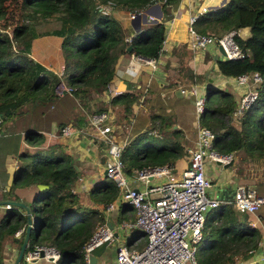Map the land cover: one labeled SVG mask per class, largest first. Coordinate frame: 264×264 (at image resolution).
<instances>
[{
    "label": "trees",
    "instance_id": "trees-1",
    "mask_svg": "<svg viewBox=\"0 0 264 264\" xmlns=\"http://www.w3.org/2000/svg\"><path fill=\"white\" fill-rule=\"evenodd\" d=\"M176 2L0 0V10L15 6L23 16L10 34L0 29V134L14 130L16 119L35 121L37 116L55 108L59 101H64L69 111L79 110L76 117L67 118L70 123L66 125L83 130L87 127V117L101 112L115 114L112 119L119 124L131 114L138 99L136 91L120 92L108 97L107 102H101L100 97L116 79L114 70L120 56L134 55L153 61L159 58L164 40L163 22L169 19V9ZM155 4L159 5L160 20L144 24L142 29L125 39L114 13L144 14ZM103 5L110 6L108 13L100 11L99 7ZM47 21L56 22L57 27L49 32L33 30L39 23ZM30 27L33 34L29 32ZM243 28L248 29L246 38L233 37L241 57L220 58L215 61V68L218 75L227 78L257 73L261 82L255 89L256 98L242 112L238 124L233 125L230 121L236 107L233 96L226 90L210 86L204 95L198 124L213 133L211 149L216 153L243 150L250 158L263 160L264 0H225L221 7L208 10L194 23L198 34L214 37ZM44 56H60L62 81L71 89L69 94L63 93L59 97L55 94L60 83L56 73L59 65L46 67ZM177 64L188 81H204V77L194 75L184 61ZM65 123L56 124L58 136ZM175 123V117L170 113L148 112L146 128L126 141L119 153L125 176H133L142 169L165 167L171 172L175 168L176 161L188 154L182 132L167 130ZM43 140V134L35 129L24 132L23 141L30 147L39 148ZM18 161L5 195L12 194L14 189L34 187L36 190L26 205L31 230L18 264H23L24 256L37 246L54 249L58 253L56 264H86L83 248L103 224L102 209L115 200L118 188L107 176H102L87 194L89 201L101 209L80 204L78 195L71 192L77 180L73 158L58 143L45 150L21 153ZM37 185L45 186V189L38 190ZM11 200L18 201L16 196ZM128 207L121 205L120 214ZM25 228L23 210L12 207L4 210L0 218V264L5 259V247L15 246L18 252ZM19 230V236L15 237L14 233ZM201 235L196 264H236L237 258H248L260 238L257 230L249 226L247 214L235 213L228 204H221L206 213Z\"/></svg>",
    "mask_w": 264,
    "mask_h": 264
},
{
    "label": "crops",
    "instance_id": "crops-1",
    "mask_svg": "<svg viewBox=\"0 0 264 264\" xmlns=\"http://www.w3.org/2000/svg\"><path fill=\"white\" fill-rule=\"evenodd\" d=\"M224 3L225 0H177L174 6L169 9V19L163 22L164 40L161 45L159 58L153 61L155 63L153 69L146 63L147 60L145 59L141 62L134 60L131 57L134 55H122L119 57L114 70L116 79L108 85L107 91L100 97V101L107 102L108 97L124 91H136L138 99L132 106L131 114L121 119L119 124L114 122L112 115L108 113L110 116L109 122L113 126L112 134L116 143L126 142L134 135L143 131L147 125L149 111L161 115L170 113L175 117L176 123L173 125L174 129H179L182 132L187 146L185 148L190 151L194 147L195 128L198 125L193 105L194 98L189 93L192 88L196 90V93L203 91L205 88L207 91L210 86L215 89L226 90L233 96L237 105L245 88L237 86L234 78H227L217 74L215 61L218 56L213 50L214 47L194 53L188 47L189 37L186 27L189 15L191 13H198L201 8H205L204 13L208 10H216ZM145 13L150 16L149 18L144 17L143 21L140 20L139 30L144 27V24H154L160 20L161 13L158 4L148 8ZM127 14L114 13V17L119 21L122 30L124 28L125 39H128L134 33L130 24L132 21L128 20ZM203 14L198 15V17ZM233 32L242 39L248 36V29L245 28ZM43 60L46 67H57L59 65L56 71L57 75L60 69H63V66L60 65V56H44ZM181 60L189 66L194 75L203 76L204 81L192 83L185 79L184 71L177 64ZM259 84L253 87L249 86V89L255 90ZM176 90H179L177 95H175ZM78 112V109L69 111L65 107L64 101H59L56 107L51 109L47 115H39L32 122L16 119L14 130H7V132L1 133L0 201H13L11 198L16 196L18 201L14 202H21L25 206L28 205L36 194L34 187L14 189L12 194L5 195L10 189L12 176L19 164L18 156L25 152L33 153L39 149L45 150V148L58 143L65 149L66 153L71 155L74 166L77 168L75 170L77 172V180L74 182L71 192L78 195L80 204L101 209V206L92 204L89 201L87 195L89 189L85 185L92 183V179H88L89 173L93 180L95 179V182H98L103 176L105 146L98 148L97 143L91 142L88 136L82 134H76L74 137L68 139L57 135L56 124L58 122H66L65 125L69 124L70 122H67V118L76 117ZM27 129H35L43 134V144L39 148L30 147L23 141V135ZM83 130L88 131V127ZM231 155L232 160L227 165L214 163L207 159L204 160L203 172L211 184L209 195L226 202L225 204L230 206L235 186L243 185L238 181V178L245 176L252 183V185H247L246 187L252 188L258 196L264 197V159H252L243 150L235 151ZM188 157L189 155L187 154L182 159L176 161L175 168L171 171V174L176 170H180L179 174H181L188 166ZM163 178L166 179L167 177ZM163 178L150 179L149 185L174 181L179 176L171 177V180L166 179L161 181ZM80 181L83 182L82 187L79 185ZM131 186L139 187V184L134 183ZM5 196L6 199L4 198ZM113 202L114 205L110 212L107 213L105 211L106 207L102 209L104 216L103 225L111 233L109 244L103 249L100 256L93 257L90 264H111L114 259V253L119 247H125L128 250H139V247L142 248L144 246V236L140 230L133 227H122V224L132 223L134 219V212L131 207L129 206L127 211H123L120 214L121 205L125 204L118 202L116 198ZM5 209L4 206H0V218ZM241 219L242 217H239V220ZM247 220L249 221V226L257 230L260 238L248 258L245 260L237 258L235 262L236 264H262L261 253L264 249V205H261L254 214H248ZM113 234H115L114 237ZM4 253L5 259L3 260V264H13L18 253L15 246L5 247ZM23 264L56 263L45 259H37L31 263Z\"/></svg>",
    "mask_w": 264,
    "mask_h": 264
},
{
    "label": "built area",
    "instance_id": "built-area-1",
    "mask_svg": "<svg viewBox=\"0 0 264 264\" xmlns=\"http://www.w3.org/2000/svg\"><path fill=\"white\" fill-rule=\"evenodd\" d=\"M99 9L102 13H108L111 8L109 5H103ZM204 12L205 8H201L198 13H191L188 17L186 30L189 50L194 53L214 47L217 49L219 59H239L241 55L233 39L235 32L214 37L201 35L195 31L193 25L198 15ZM127 17L129 21L135 20L132 14H127ZM218 48L222 54L218 52ZM131 57L139 62L144 60L136 56ZM146 63L154 68L153 60H147ZM61 74L62 68L57 75L59 79ZM234 81L237 86L245 88L235 109L231 112V117L237 118L255 100L256 91L249 89V86L253 87L260 83L261 77L257 73H251L237 76ZM56 89L57 96L71 92L61 80ZM189 93L194 98L193 105L198 117L202 111L204 96L197 95L194 88ZM109 120L110 116L105 112L89 115L88 131L65 125L60 130V136L68 139L76 134H82L88 136L91 142L105 146L103 170L118 188L116 200L130 206L134 212L132 223L122 224V227H133L143 233L144 246L140 250L119 247L114 253L111 264H196V246L201 241L205 215L210 209L226 203L209 195L211 184L204 175L203 163L207 159L227 165L232 160L231 153L218 154L212 150L213 133L197 123L194 147L188 151V166L180 177L174 181L149 185L150 179L168 177L171 172L165 167H160L138 170L133 176H125L119 161V153L125 142L119 144L115 142L112 134L113 126ZM134 183L139 184V187L131 186ZM113 205L114 202L108 204L105 211L110 212ZM261 205H264V197L258 196L252 188L235 186L230 206L237 214H254ZM19 234L20 230L16 231L14 236L17 237ZM110 238V231L105 225H100L83 248L85 263L88 252ZM40 251L42 257L39 256ZM261 258L264 264V249ZM37 259L56 263L58 253L52 248L37 246L24 256L23 261L31 263Z\"/></svg>",
    "mask_w": 264,
    "mask_h": 264
},
{
    "label": "rangeland",
    "instance_id": "rangeland-1",
    "mask_svg": "<svg viewBox=\"0 0 264 264\" xmlns=\"http://www.w3.org/2000/svg\"><path fill=\"white\" fill-rule=\"evenodd\" d=\"M153 12V11H152ZM0 13H1V18H0V29H3V30H5L8 34H10V32H11V29L17 24V23H19L20 21H21V19H22V17L23 16H21V14H20V12H19V9L18 8H16L15 6H11V5H9V6H5L3 9H1L0 10ZM157 15V14H156ZM135 16V15H134ZM149 16L150 15H148L147 13H145V17L146 18H149ZM122 23H123V21H121ZM133 23H135V20H133ZM47 24V25H46ZM145 25H149V24H145ZM57 27V24H56V22H54V21H47V22H42V23H39V25H37L36 27H33V30L35 31V32H38V31H42V32H49L50 30H52L53 28H56ZM122 27V26H121ZM33 30H32V28L30 27L29 28V32L30 33H32L33 34ZM38 30V31H37ZM123 31H124V28H123ZM213 50H214V52L216 53V54H218L217 53V49L216 48H213ZM60 80H62V76H60ZM57 90V89H56ZM206 93V88L203 90V91H198L197 92V95H200V96H204V94ZM59 97V96H58ZM51 109H49V110H47V111H45L44 112V114L42 115V116H44V115H46L49 111H50ZM107 113V115H109L108 114V112H106ZM112 115V117H116V115L115 114H111ZM241 115H242V113H241ZM231 119H230V121H232V123L233 124H238V121L240 120L239 118H240V116L239 117H237V118H232V117H230ZM28 119L29 120H31L32 119V117H31V115H29L28 116ZM197 119H198V117H197ZM33 121V119L30 121V122H32ZM121 121V120H120ZM88 127V126H87ZM98 145V144H97ZM64 147H66L65 145H64ZM179 172H180V170H176L173 174H169V176L166 178V179H168V180H171L170 178L172 177H177V176H179L180 177V175L181 174H179ZM88 179L89 180H91L92 179V183H88V184H86L85 186L87 187V189H90L96 182H95V179L93 180V178L91 177V174L89 173V175H88ZM165 178H163L161 181H164V180H166ZM238 181L241 183V184H243L244 186H247V185H252V183L245 177V176H241L240 178H238ZM82 183L83 182H81L80 181V183H79V185H80V187H82ZM255 185V184H254ZM28 199H29V197H28ZM248 215V214H247ZM199 248H200V244L198 243L197 244V246H196V257H197V252L199 251ZM91 258H92V256H91ZM92 260H93V258L91 259V262H92Z\"/></svg>",
    "mask_w": 264,
    "mask_h": 264
},
{
    "label": "water",
    "instance_id": "water-1",
    "mask_svg": "<svg viewBox=\"0 0 264 264\" xmlns=\"http://www.w3.org/2000/svg\"><path fill=\"white\" fill-rule=\"evenodd\" d=\"M144 17H145V13L144 14H136L135 15V23H133V21L130 23L131 24V27H132V30L134 33L138 32L139 31V23H140V20H144ZM130 50V47L127 48V51ZM218 52L220 54H222V51L220 50V48H218ZM217 61L219 60V58L216 59ZM179 93V90H176L175 91V95H177ZM175 127L172 126L170 129L168 130H172L174 129ZM74 170H77V168L74 166L73 167ZM103 176H106V171L103 170V173H102ZM38 190H42V189H45V186H41V185H37L36 186ZM0 206H4L6 209L7 208H19L21 210L24 211V214L26 216V228L24 230V236H23V240H22V243L20 245V248L18 250V253L13 261V264H18L21 257H22V254H23V250L26 246V243H27V240H28V237H29V234H30V230H31V220H30V217H29V212H28V209L27 207L21 203V202H14V201H0ZM115 234H113V237H114ZM109 244V239L107 240H104L103 242H101L100 244H98L97 246H95L94 248H92L88 254H87V264H90L91 262V259L93 257H98L101 255L103 249ZM39 256L42 257V252L40 251L39 252ZM92 256V258H91Z\"/></svg>",
    "mask_w": 264,
    "mask_h": 264
}]
</instances>
